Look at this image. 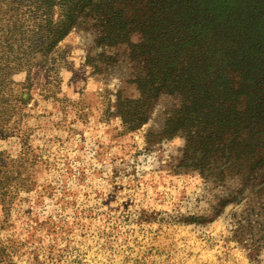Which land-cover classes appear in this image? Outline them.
I'll return each mask as SVG.
<instances>
[{
	"label": "rangeland",
	"instance_id": "rangeland-1",
	"mask_svg": "<svg viewBox=\"0 0 264 264\" xmlns=\"http://www.w3.org/2000/svg\"><path fill=\"white\" fill-rule=\"evenodd\" d=\"M90 21L59 45L54 67L32 74L28 145L0 135L15 178L0 198L9 264H264V150L222 179L184 167L185 139L155 137L179 107L168 95L125 133L114 106L133 92V69L125 47L103 42L108 18Z\"/></svg>",
	"mask_w": 264,
	"mask_h": 264
},
{
	"label": "trees",
	"instance_id": "trees-1",
	"mask_svg": "<svg viewBox=\"0 0 264 264\" xmlns=\"http://www.w3.org/2000/svg\"><path fill=\"white\" fill-rule=\"evenodd\" d=\"M94 15L108 18L103 42L125 47L133 69V92H118L114 106L125 133L145 126L152 103L168 95L179 107L155 137L185 139L184 167L222 179L264 150V0H0V135L28 145L21 127L32 74L54 67L59 45ZM19 73L28 76L20 87ZM10 167L0 158L3 203ZM10 252L0 239V264Z\"/></svg>",
	"mask_w": 264,
	"mask_h": 264
}]
</instances>
